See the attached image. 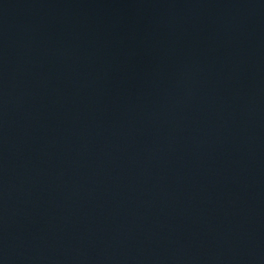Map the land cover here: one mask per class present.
Returning <instances> with one entry per match:
<instances>
[{
    "label": "water",
    "instance_id": "95a60500",
    "mask_svg": "<svg viewBox=\"0 0 264 264\" xmlns=\"http://www.w3.org/2000/svg\"><path fill=\"white\" fill-rule=\"evenodd\" d=\"M0 264H264V0H0Z\"/></svg>",
    "mask_w": 264,
    "mask_h": 264
}]
</instances>
